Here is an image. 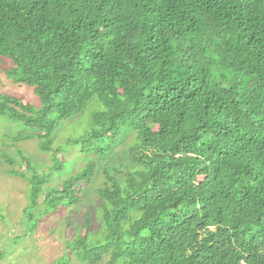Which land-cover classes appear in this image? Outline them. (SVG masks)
I'll list each match as a JSON object with an SVG mask.
<instances>
[{
	"label": "trees",
	"instance_id": "trees-1",
	"mask_svg": "<svg viewBox=\"0 0 264 264\" xmlns=\"http://www.w3.org/2000/svg\"><path fill=\"white\" fill-rule=\"evenodd\" d=\"M0 58L41 102L0 93V115L35 133L13 141L55 158L54 133L93 98L82 155L133 135L122 178L101 169L103 241L85 213L69 244L84 264H264V0H0ZM19 155L32 174H7L32 211L50 178ZM96 172L47 188L45 210L78 204Z\"/></svg>",
	"mask_w": 264,
	"mask_h": 264
},
{
	"label": "rangeland",
	"instance_id": "rangeland-1",
	"mask_svg": "<svg viewBox=\"0 0 264 264\" xmlns=\"http://www.w3.org/2000/svg\"><path fill=\"white\" fill-rule=\"evenodd\" d=\"M10 66L9 60L0 58V93L22 98L25 103L39 107L41 102L31 87L18 85L7 77ZM99 110L101 105L93 98L79 118L61 123L52 143L53 149L59 150L55 158L39 151L37 139L13 141L12 138L19 133L34 132L0 115V153L17 164L7 165L0 156V264H84L69 244L84 234L85 213L90 214L89 241H103L97 194L104 186L101 169L106 164L112 176L122 178L113 170L128 165V147L133 135L123 129L118 142L107 150L104 157L82 155L79 145L71 144V140L89 129L92 114ZM19 152L30 160L39 176L47 174L50 178L32 211L28 208V181L7 174L9 170L22 172L27 177L32 174V170L21 161ZM90 161L97 164V172L89 184L76 185L80 189L78 204L62 205L56 212H47L43 204L46 189H61L63 182L78 174ZM54 165L61 169L50 173Z\"/></svg>",
	"mask_w": 264,
	"mask_h": 264
}]
</instances>
